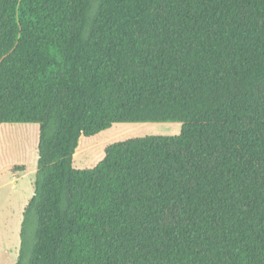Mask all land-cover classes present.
I'll use <instances>...</instances> for the list:
<instances>
[{"label":"trees","instance_id":"obj_1","mask_svg":"<svg viewBox=\"0 0 264 264\" xmlns=\"http://www.w3.org/2000/svg\"><path fill=\"white\" fill-rule=\"evenodd\" d=\"M4 124L40 131L16 264H264V0H0Z\"/></svg>","mask_w":264,"mask_h":264},{"label":"rangeland","instance_id":"obj_2","mask_svg":"<svg viewBox=\"0 0 264 264\" xmlns=\"http://www.w3.org/2000/svg\"><path fill=\"white\" fill-rule=\"evenodd\" d=\"M181 129L179 122L114 124L97 136L80 139L73 166L94 168L114 143L149 136L174 137ZM39 133L38 124H4L0 128V264H16L22 250L23 214L34 195ZM26 232L29 247L33 227Z\"/></svg>","mask_w":264,"mask_h":264}]
</instances>
